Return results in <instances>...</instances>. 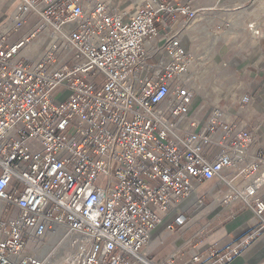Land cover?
<instances>
[{
  "label": "built area",
  "instance_id": "1",
  "mask_svg": "<svg viewBox=\"0 0 264 264\" xmlns=\"http://www.w3.org/2000/svg\"><path fill=\"white\" fill-rule=\"evenodd\" d=\"M14 1V20L0 29V264H43L37 250L59 228L77 237L63 264H179L175 254H144L152 232L193 181L232 186L229 169L243 185L233 184L224 207L251 208L257 223L190 264H227L244 252L264 230V159L240 167L252 134L218 108L195 117L197 74L179 34L215 8ZM247 28L261 36L256 24ZM43 35L36 58L19 56ZM186 221L183 209L165 230Z\"/></svg>",
  "mask_w": 264,
  "mask_h": 264
},
{
  "label": "crops",
  "instance_id": "2",
  "mask_svg": "<svg viewBox=\"0 0 264 264\" xmlns=\"http://www.w3.org/2000/svg\"><path fill=\"white\" fill-rule=\"evenodd\" d=\"M178 1L180 0H173ZM206 1L193 0V3L197 8L204 9L207 8ZM15 10L14 0L0 1V21H13ZM206 11L204 9L199 14L204 17ZM33 21H36L34 16L27 20L18 34H25L32 27ZM253 23L260 28V37H254L251 33L234 36L237 47L232 52V61L236 66V74L231 76L230 86L225 90L228 95L222 101L228 115L220 116L224 121L238 128H245L252 134V141L246 148V160L241 161L240 167L253 162L256 157L264 159V21ZM185 37H188L187 49L193 58L200 44L195 43V37L191 34L183 35L182 40ZM245 95L248 100L241 103L240 99ZM224 176L232 179L238 189L242 188L243 177L235 171L229 169L224 172ZM192 185L193 189L188 197L175 207L172 214L162 217V222L151 234L144 254L151 257L148 252L150 246L165 239L169 241L167 250L162 256L157 254L151 258L175 254L179 264H190L191 255L200 254L205 257L208 251L221 248L245 229L256 225L257 220L251 208L242 207L240 203L234 204L230 209L224 207L223 199L232 193V189L221 181L214 180L203 184L193 181ZM210 185L212 187L206 190ZM258 195L264 201V185L258 190ZM183 209L187 212L186 223L176 227L173 233L166 231L165 223ZM227 264H264V230L244 252Z\"/></svg>",
  "mask_w": 264,
  "mask_h": 264
},
{
  "label": "rangeland",
  "instance_id": "3",
  "mask_svg": "<svg viewBox=\"0 0 264 264\" xmlns=\"http://www.w3.org/2000/svg\"><path fill=\"white\" fill-rule=\"evenodd\" d=\"M103 1L134 12L136 6L144 0ZM206 2L207 8L215 9L207 10L204 17L199 14L196 20L182 28L179 34L181 37L191 34L195 37V43L200 44L195 50L196 56L193 54L195 57L192 58V66L197 74L196 94L193 101L195 117L200 118L213 108H218L220 116L226 117L228 111L222 105V101L228 95L225 90L230 86L231 76L236 74V66L232 61V52L237 47L234 36L250 33L247 25L253 21H264V0H207ZM8 24L9 21L6 25ZM184 45L187 47V42ZM211 187L212 185L206 190ZM2 207L3 204L0 202V208ZM6 217L7 212L0 213V219ZM76 239L73 233L62 228L48 235L37 250L43 264H63L68 254L74 250ZM168 243L169 241L165 239L158 240L150 246L148 251L150 256L155 257L157 254L162 256L168 248Z\"/></svg>",
  "mask_w": 264,
  "mask_h": 264
},
{
  "label": "bare ground",
  "instance_id": "4",
  "mask_svg": "<svg viewBox=\"0 0 264 264\" xmlns=\"http://www.w3.org/2000/svg\"><path fill=\"white\" fill-rule=\"evenodd\" d=\"M133 12V11H132ZM8 23V21H2V23L0 24V29H6L8 25H6ZM188 41V37H185L182 42L183 44H185ZM49 40L48 38L43 35L40 36L38 39L34 40L31 44L27 45L24 49H22L19 53L20 55H26V54H31L32 58H36L40 52V50L45 47L48 44ZM192 108H193V104H192ZM229 179V178H228ZM230 182H232V179H229ZM232 186L227 185V187L229 189H233V183H231Z\"/></svg>",
  "mask_w": 264,
  "mask_h": 264
}]
</instances>
